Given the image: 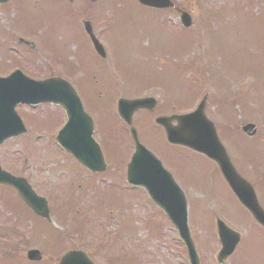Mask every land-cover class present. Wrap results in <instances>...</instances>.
<instances>
[{"label": "rangeland", "instance_id": "374dc122", "mask_svg": "<svg viewBox=\"0 0 264 264\" xmlns=\"http://www.w3.org/2000/svg\"><path fill=\"white\" fill-rule=\"evenodd\" d=\"M84 1L70 6L63 0H16L12 13L0 9V60L6 59L4 32L15 39H27L29 31L37 33L42 44L36 40L37 55L26 74L35 79L60 75L86 93L83 104L88 112L92 106L96 116L91 114L97 119L94 136L104 143L110 161L104 177L93 179L92 173L57 147L56 135L65 124L62 108L20 106L28 131L0 146V161L48 198L57 227L53 228L71 238L53 243L54 230L27 210L25 219H20L18 212L25 209L18 196L0 187V228H4L0 229V264H30L26 263L30 249L41 250V264H57L71 249L85 250L96 264H190L186 248L163 212L144 190L125 186L134 143L118 118L116 100L145 96L156 97L158 107L152 116L146 110L136 112L134 124L140 141L163 160L188 197L189 226L201 264H217L220 243L214 216L242 235L230 264H264V231L235 198L216 165L200 154L170 146L162 129L153 124L158 115L194 110L208 94L206 114L238 171L255 185L264 207V187L256 186L264 181L260 174L264 173V0H175L192 15L190 30L179 26L176 13L144 8L135 0H113L96 7ZM70 7L93 22L112 54L110 60L109 54L104 62L94 57L79 16L69 12ZM1 64L0 70L6 69ZM86 71L90 78L97 73L92 84L86 81ZM101 122L109 127L102 130ZM249 122L258 126L251 140L241 137L242 126ZM91 180L94 185L87 183ZM92 198L99 211L89 209L87 199ZM70 220L74 224L78 220L79 232ZM121 224L125 228L120 232ZM37 225H43L49 237Z\"/></svg>", "mask_w": 264, "mask_h": 264}, {"label": "water", "instance_id": "95a60500", "mask_svg": "<svg viewBox=\"0 0 264 264\" xmlns=\"http://www.w3.org/2000/svg\"><path fill=\"white\" fill-rule=\"evenodd\" d=\"M139 2L154 8H175L171 0H139ZM182 21L187 27L191 26V18L187 13L183 14ZM86 25L87 30L92 33L91 25L88 22H86ZM99 50L103 54L101 48ZM11 79L14 81H9ZM19 102L33 104L54 102L64 105L69 114V121L58 135V141L91 170H106V163L101 149L92 139L93 124L91 118L85 117L83 119L80 117L79 112L84 116L86 114L74 88L70 84L55 78L38 82L19 75H12L9 79L0 78V145L6 139L25 131L23 122L15 111V106ZM155 104L156 101L150 98L135 101L121 100L119 102V112L131 124L134 111L141 108L153 109ZM172 120L177 121L178 125L173 126ZM157 122L164 126L168 140L171 143L188 146L217 161L225 179L242 203L264 225V211L260 208L252 187L241 178L232 166L225 148L217 137L213 123L205 116V100L191 114L159 118ZM243 130L249 136H254L257 131L256 126L253 124L245 126ZM132 133L136 140L137 151L129 165L130 182L144 186L154 201L166 211L189 247L193 264H198L187 226V202L183 192L171 175L163 170L161 164L139 145L134 129H132ZM0 184L14 187L21 199L36 215L51 221L47 200L37 195L26 179L8 173L0 165ZM222 237L224 249L219 254V259L221 264H225L224 258L233 252L239 236L226 232L222 228ZM28 257L34 261L42 259L40 251L37 250L29 251ZM59 264H93V262L83 252H69L61 259Z\"/></svg>", "mask_w": 264, "mask_h": 264}, {"label": "trees", "instance_id": "16d2710c", "mask_svg": "<svg viewBox=\"0 0 264 264\" xmlns=\"http://www.w3.org/2000/svg\"><path fill=\"white\" fill-rule=\"evenodd\" d=\"M44 223H46V222H44ZM47 224V223H46ZM49 225V224H48Z\"/></svg>", "mask_w": 264, "mask_h": 264}]
</instances>
